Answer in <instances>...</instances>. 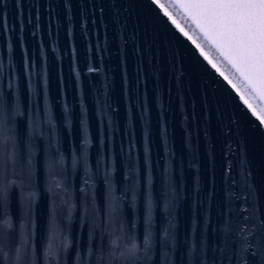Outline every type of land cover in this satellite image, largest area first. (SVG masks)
<instances>
[{
    "label": "water",
    "instance_id": "water-1",
    "mask_svg": "<svg viewBox=\"0 0 264 264\" xmlns=\"http://www.w3.org/2000/svg\"><path fill=\"white\" fill-rule=\"evenodd\" d=\"M22 2L23 15L17 18L16 0H0V11L6 13L12 26L0 38V97L10 112L19 108L20 115L15 121L18 137L24 141L26 154L29 145L34 152L39 197L33 206L32 225L37 243L49 219L47 163L56 166L57 172L65 173L72 204L79 207V212L73 207L70 221L66 216L63 218L69 238L80 245H87L90 234L97 235L100 228L106 227L107 219L101 215V208L107 207L110 193L117 196L126 193L118 204L121 203L125 223L134 225L138 235L143 232L142 220L149 197L157 227H167L164 219L167 201L163 196L165 169L169 176L175 170L176 179L181 181L176 212L181 236L190 224L193 207L185 197L184 184L191 190L197 171L208 188L214 175L221 189L228 165L264 176V129L253 126L259 124V115L252 108L256 113L253 117L240 103L242 93L169 4L162 7L202 45L240 96L203 62L151 0H125L131 11L123 13L120 24L109 32V36L118 35L103 54L105 66L99 76H89L86 65L100 62V53L93 50L98 42L105 47L103 29L98 35L89 36L83 35L78 25L69 23L65 17L58 24L48 16V5L56 0ZM34 2L43 3L44 8H33ZM173 6L203 37L196 24L179 11V6ZM37 11L43 12L39 27H35ZM138 66L141 74L136 84ZM109 95L113 103L111 110L106 104ZM257 99L264 106V99ZM49 118L51 125L47 123ZM85 137L91 141L87 148L88 170L81 164L73 171L72 158L82 155ZM146 146L150 149L147 158ZM60 155L65 159L63 170L58 167ZM129 168L135 176L134 190L127 188L124 180ZM85 179H89L87 186ZM149 179L151 182L142 187V180ZM56 207L59 209L60 205L57 203ZM8 210L19 231L25 221L18 190L10 194Z\"/></svg>",
    "mask_w": 264,
    "mask_h": 264
},
{
    "label": "snow or ice",
    "instance_id": "snow-or-ice-1",
    "mask_svg": "<svg viewBox=\"0 0 264 264\" xmlns=\"http://www.w3.org/2000/svg\"><path fill=\"white\" fill-rule=\"evenodd\" d=\"M151 4L160 9L167 22L192 45L203 62L240 96L235 85L209 58L202 45L193 40L172 14L162 7L164 4L179 6V11L201 30L204 42L213 53L235 69L254 96L264 99V0H151ZM16 6L19 18L23 15L22 0H16ZM32 7L43 9L44 4L37 5L34 2ZM48 8L50 19L55 18L59 24L61 18L65 17L69 23L78 25L83 35H98L103 29L105 47L102 48L98 42L93 50L94 53H100V62L86 65L89 76L101 75V69L105 66L103 54L109 51L108 46L115 42L118 35L109 36V32L120 24L123 13L131 11L130 6L125 0H56ZM42 16V11L36 12L35 27H39ZM28 22L33 23L31 14ZM11 27L6 13L0 11V38L6 36ZM93 59L95 61V55ZM140 74L138 66L136 84L140 82ZM240 103L253 117L256 116L251 104L243 96ZM106 104L110 110L113 108L110 95ZM19 115L18 107L15 112H10L0 97V264H264V176L250 173L246 168L237 170V165L226 166L222 189L217 186L214 175L212 186L208 188L199 171L194 174L191 190L184 184L185 197L193 207L192 219L185 227L183 236L176 223L181 181L176 179L175 170L169 176L165 169L163 196L167 201V215L164 217L167 227H157L152 214L153 201L149 197L146 215L142 220L143 232L138 235L134 225L125 223L121 203L118 204V201L125 199L126 193L119 196L110 193L107 207L101 208V215L107 219L106 227L100 228L97 235L90 234L87 245H80L75 239L69 238L63 218L66 216L70 221L73 207H76L77 212L79 207L72 204L65 173L57 172L56 166L47 163L49 219L44 235L37 243L32 225L33 206L39 197L34 152L29 145L26 154L24 141L18 137L15 121ZM47 123L52 124L50 118ZM253 126L264 129V118H259V124ZM29 127L32 136L31 123ZM83 143L82 155L72 158L73 171L81 164L86 172L88 170L87 148L91 141L85 137ZM104 147L107 148V144ZM228 151L231 152V146ZM149 154L150 149L146 146V158ZM194 162L195 152L192 154ZM192 163L189 164L190 169ZM104 165L105 175L108 176L106 160ZM58 167L61 170L65 167L62 155ZM99 167L98 160L96 168ZM233 172L236 174L233 175ZM89 179L84 180L85 186L89 184ZM124 180L127 188L134 190L135 176L131 168ZM150 182V179L142 180V187ZM17 190L20 192L21 213L25 221L19 226V231L14 220L9 218L8 210L10 194Z\"/></svg>",
    "mask_w": 264,
    "mask_h": 264
},
{
    "label": "bare ground",
    "instance_id": "bare-ground-1",
    "mask_svg": "<svg viewBox=\"0 0 264 264\" xmlns=\"http://www.w3.org/2000/svg\"><path fill=\"white\" fill-rule=\"evenodd\" d=\"M187 24V23H186ZM188 27L191 29L192 25L187 24ZM194 29V28H193ZM196 31V30H195ZM194 32V31H193ZM198 33V32H197ZM196 35V34H195ZM199 35V34H198ZM197 36V35H196ZM201 37V35H199ZM198 37V36H197ZM199 38V37H198ZM210 48V47H209ZM209 52L213 55V57L216 59V61L219 63V65L223 68V70L226 72V74L229 76V78L233 81V83L236 85V87L239 89V91L242 93V95L248 100V102L251 104L252 108L256 111V113L259 115L260 118H264V109H261L259 100H256L254 96L250 93V90H248V87L245 86L244 82L243 84H240L236 77L232 74L234 73L233 70L226 64V62L221 57H216L213 51L210 49ZM217 55V54H216ZM222 60V61H221ZM224 62V63H223ZM235 74V73H234ZM236 75V74H235ZM256 97V96H255Z\"/></svg>",
    "mask_w": 264,
    "mask_h": 264
},
{
    "label": "rangeland",
    "instance_id": "rangeland-1",
    "mask_svg": "<svg viewBox=\"0 0 264 264\" xmlns=\"http://www.w3.org/2000/svg\"><path fill=\"white\" fill-rule=\"evenodd\" d=\"M172 8H173V10L181 17V19L185 22V23H187V24H189L190 25V23L177 11V9L172 5V4H169ZM194 27L192 26V28H191V30L192 31H194V33L199 37V39L203 42V44L206 46V48L208 49V50H210V48H209V45L208 44H206L205 42H204V38L201 36H199L200 34L199 33H197V31H195V28L193 29ZM199 34V35H198ZM215 56L216 57H218V54L216 55L215 54ZM219 58V57H218ZM222 61V60H221ZM224 63V62H223ZM235 77H236V75L234 74V73H232ZM236 79H237V81L240 83V84H243L242 83V81L240 80V79H238L237 77H236ZM245 85V84H244ZM246 86V85H245ZM249 90V89H248ZM250 93H251V91H250ZM252 94V93H251ZM253 95V94H252ZM254 96V95H253ZM254 98L256 99V100H258L255 96H254ZM259 102V101H258ZM260 103V102H259ZM260 107H261V109H264V106L260 103Z\"/></svg>",
    "mask_w": 264,
    "mask_h": 264
}]
</instances>
